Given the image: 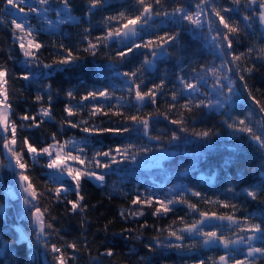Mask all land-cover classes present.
Instances as JSON below:
<instances>
[{
    "label": "trees",
    "instance_id": "trees-1",
    "mask_svg": "<svg viewBox=\"0 0 264 264\" xmlns=\"http://www.w3.org/2000/svg\"><path fill=\"white\" fill-rule=\"evenodd\" d=\"M130 0H108V4L92 10L89 18V0H70L71 17L74 21L60 24L54 30L44 31L43 23H35L34 35L36 39L45 45L39 50V58L43 63L53 64L54 60L66 54L60 45L71 49L80 59L70 66H56L51 69L35 66L25 60L21 52L18 41L14 39L12 26L7 19V12L10 6L5 9L6 0H0V66L8 70L9 103L12 105V119L17 125L31 124V121H21L20 116L24 114L36 115L41 107L48 106V96L51 94V108L54 119H45L38 128L17 129V147H20V140L28 137L29 142L35 146L42 147L51 143V136L56 134L58 140L74 138L84 142L85 151L90 157L96 151H107L109 148L134 144L137 147L145 146L151 149L147 155L137 156L136 164L125 162L120 165H113L106 173L103 169H96L97 172L105 174L103 184L96 183L87 178L81 181V192L85 199L83 204L86 210L73 213L67 200L57 201L52 199L56 186L52 181L50 170L43 165L46 157L39 158L38 162H33L30 154L25 148L24 159L28 163L27 172L33 183L44 195L40 197L38 206L48 208V222L53 225L52 229L46 230V242L49 248L36 238V228L34 220L24 206L23 196L20 195L17 186V172L8 168V162L4 156V148L0 141V264H56L51 252V245H56L64 249L68 259L67 264H198L200 259L205 260V264H210V259L224 255L221 249L207 248L202 246V237L188 236L186 234L183 243L185 245H196L192 251L187 248L183 252L175 249H166L156 244V237H160L162 243H168L169 226L173 229L183 227L180 218L191 223L199 219L198 213H192L184 204H174L173 211L167 215L159 217L152 215L157 205L152 207L144 206L145 214L122 218V209L141 208V205L133 206L131 201L140 196L153 197V200L185 198L192 203H196L198 208L206 211H215L217 214H231L243 220L250 218L253 223L261 224L264 227V151L252 141L247 134L233 132L224 123L225 120L232 122L233 119L246 118L251 122L250 126L259 130L260 120L264 117L255 104L247 96L244 90V81L239 79V75H244L250 89L254 95L261 98L264 103V60L258 59L260 48L264 47V29L258 23V18L251 23V28L242 32L234 43L233 50L237 54L248 53L239 62L241 69L255 65V70L249 75L246 71L237 73L227 72V68L222 69L226 75H230L236 82L238 96L233 97V102L226 105L222 111L215 109L197 108L193 112H185L189 128L195 130H212L217 135L207 140H201L189 134L179 131L176 125L170 123L163 116L168 112L167 105L172 103L171 94L181 90L178 77L184 76L188 80L193 79L194 72H199L204 67L213 65L219 66L222 57L211 47V42L205 36L197 35L193 30H189L187 22L183 25L173 24L166 18H157L156 24L160 25L158 31H175L180 33V48L171 51V55L158 57L154 66L149 69L145 66L141 75L144 80L143 88L152 87L164 81L162 93L157 96L156 105H145L140 110L143 114L153 113L151 135L159 136L161 139L148 140L147 137L136 132L125 133L124 135H94L69 127L64 123L66 113L64 108L67 104L77 105L80 97L90 91L106 89L114 92L116 97L124 96L125 101H130L125 105L128 113L136 111L134 99L128 96L124 81L127 79L122 75H117L125 71H133L141 68L145 56H151L144 49L135 50L129 54L124 61L116 57V52L126 50L123 46L113 42L107 47H101L96 56L83 51L87 47L85 36L89 39L103 35L105 32V18L116 15L118 11L128 6ZM165 7L171 11L176 6L188 7L195 10L196 0H164ZM224 6H231L230 0H219ZM51 19L57 21L64 18L65 13L61 12L57 17L56 12L62 7L60 3H53ZM251 14L241 12L238 16L229 13L239 19L241 25L244 24L242 16ZM209 15H211L209 13ZM213 19H215L213 17ZM222 27V26H221ZM90 28V33L84 30ZM145 35L143 39H148ZM227 67L235 68V64H228ZM23 75H30L31 80L22 79ZM227 84V81H223ZM213 79L208 77V85L202 87L201 91L206 92L208 97L215 98L212 89ZM49 85L51 88L49 89ZM72 92L75 99H69L67 93ZM42 95L44 100L37 102L35 97ZM208 97H197V99H207ZM107 105L115 104L116 101H99ZM187 102L186 96H181L178 104ZM95 103V102H91ZM85 109L82 113L67 117L72 121L81 118L89 120L90 124L105 127H120V117L109 114L108 116L97 115L89 117L88 107L90 102L85 101ZM159 109V114L156 113ZM181 109H173L170 119L176 118ZM41 117L37 116V120ZM172 132H176L181 139L169 143ZM164 149L169 156L164 159L160 167L149 168L143 164L146 157L163 153ZM16 188L17 196L10 193V186ZM231 189V191H229ZM255 190L258 199L253 200L247 195L248 191ZM200 192L201 197L192 196V192ZM67 199H77L75 191L67 194ZM205 200H220L229 204H235L236 208H223L217 204L204 203ZM27 213L23 217L22 213ZM54 217V218H53ZM147 224V227L143 225ZM219 226V227H216ZM204 227V230L227 231L232 235L227 227V222L212 221ZM161 229L165 231H161ZM130 230V231H129ZM26 233L27 238L20 239L21 234ZM243 235V234H241ZM171 242H176L173 238ZM68 243H76L77 250L67 248ZM257 246H261L257 243ZM113 252V256L106 255L108 250ZM240 258L245 254L240 253ZM257 264H264V258L257 257Z\"/></svg>",
    "mask_w": 264,
    "mask_h": 264
},
{
    "label": "snow or ice",
    "instance_id": "snow-or-ice-1",
    "mask_svg": "<svg viewBox=\"0 0 264 264\" xmlns=\"http://www.w3.org/2000/svg\"><path fill=\"white\" fill-rule=\"evenodd\" d=\"M53 3H60L62 5L61 9L56 12L57 17H60L61 12L65 13L64 18L56 21L57 26L75 20L70 15V0H33L31 3L29 0H6L4 5L5 9L10 6L12 9L18 10V13L24 14L23 17H18L20 22H18V19H12L10 24L14 39L18 41V46L25 60L35 66H42L46 69H51L54 65L70 66L80 59L71 49H67L63 45H60V48L66 54L57 57L53 64L43 63L39 58V50L45 47V45L36 39L34 35L35 29L27 17L32 14L46 19L47 13L50 11V6ZM107 4L108 0H89V18L92 15V10ZM230 5L224 6L219 3V0H196L194 11L184 6H176L169 11L165 7L164 0H130L126 8L118 11L116 15L106 17L104 21L106 29L104 34L95 37L94 40L85 36L87 47L83 51L89 52L92 56H96L102 46L107 47L113 42H116L126 48V50L116 52V57L120 61H124L135 50H147L151 58L145 56L141 68L123 73L117 70V75H122L127 78L124 84L128 96L136 102L133 105L136 111L128 113L124 110L125 105L130 103V101H125L124 96L116 97L114 92L101 89L86 93L80 97L75 106L67 104L64 108V112L66 113L64 123L71 128L79 129V131L89 136L105 134L124 135L125 133L136 132L147 137L148 140L159 141L161 139L159 136L150 134L153 113L145 115L140 109L148 104H157V96L162 93L164 81L161 80L159 84H153L152 87L144 89L142 87L144 80L141 71L145 66L151 69L158 57L171 55L170 49L176 51L180 48L179 32L164 31L161 34L158 31L159 27L163 25L164 20L161 19L160 25H157L156 19L166 18L176 25H183V22L186 21L189 30H193L197 35L205 36L207 33V38L211 42L212 49L222 57V61L219 66H206L199 72H194L192 80H188L184 76L178 77L179 83L182 86L181 90L179 94L176 91L172 92V103L167 105L168 112L163 113V116L171 124L176 125L180 132L201 140H207L217 135L212 130L197 131L195 128L190 129L188 126L189 122L184 113H191L197 108H207L209 110L215 109L216 111H220L222 115H226L222 110L225 109L226 105H230L233 102V97L238 96L239 93L236 90V82L230 75H226L222 69L227 68L228 73H232L233 71L237 73L246 71L249 75L255 70V65L241 69V64L239 63L245 55H251V49L246 54H237L235 51L226 50H233L236 39L242 32L251 28V23L257 20V18L258 23L264 26V0H230ZM242 11L251 13L242 16V20L244 21L243 25H241L239 19L228 15L229 13H235L238 16ZM84 31L90 33L91 29L86 28ZM145 35H149V38L146 40L143 39ZM259 51L260 56L257 58L264 60V47L260 48ZM228 64H235V68L227 67ZM7 76V68L0 66V141H2L3 148L6 149L11 158L12 163L9 166L19 170L17 172L19 186L25 194L24 204L28 207V212L34 220V227L37 229L35 233L36 238L47 249L49 245L45 240H42V237L46 236V230L52 229L53 225L48 222L47 216L49 209L41 208L38 206V203H33L34 201L38 202L44 194L39 191L27 172L28 163L24 159L25 148L33 162H38L39 158L46 157V163L43 166L54 170L55 175L51 179L58 185L54 189H49V191L53 192L51 198L57 201L66 199L73 213L86 210V205L83 204L85 197L81 192L82 179L87 178L103 184L105 182V174L97 172L96 169H103L106 173L112 169L113 165H120L125 162L136 164L137 156L147 155L151 149L145 146L137 147L134 144H128L109 148L107 151H96L89 157L85 151L84 142L77 141L74 138L58 140L55 133L51 136V143H47L45 146L39 148L33 143H30L28 137H23L20 140V147L18 148V127L38 128L40 124L44 123L45 119H54L51 108L52 97L49 94L48 106L41 107L36 115L26 113L19 117L21 121H31V124L17 125L16 121L11 118L13 113L12 105L9 103ZM209 76L213 79L212 89L215 92V98L208 97L206 92L201 91L202 87L208 85ZM22 79L28 81L32 77L30 75H23ZM239 79L244 81L243 88L247 91L248 98L257 106L259 112L264 114V103H262L261 98L254 95L244 75H239ZM223 81H227V84L223 83ZM48 87L50 89L51 85ZM67 95L70 100L76 98L72 92H68ZM181 96L187 97L186 103H177ZM197 97L208 98L197 99ZM35 100L42 102L44 97L37 95ZM101 100H115L116 103L107 105L106 110L105 104L99 102ZM85 101L90 102V106L88 107V115L90 118L97 115L108 116L111 114L121 118L119 121L121 126L116 128H102L99 125L90 124L89 120L83 118L78 121L67 119V117H73L82 113L85 109ZM178 107L181 109L178 116L170 119L169 113ZM156 113L159 114V109H156ZM37 116L41 117V119L37 120ZM229 119L232 122L228 120L224 121L229 129L233 132L247 134L258 145L259 149L264 151V117L259 121L261 124L259 130L250 126L251 122L247 117L243 119L229 117ZM180 139L181 137L176 132H172L169 143ZM160 151L163 152L164 149L161 148ZM66 178L71 182V185H74L75 195L77 197L75 200L67 199V194L72 191V188L66 186ZM261 187H264V182H262ZM201 195L200 192H192V196L201 197ZM247 195L253 200L258 199V193L255 190L248 191ZM154 202L157 207L154 208L152 215L157 217L167 215L170 211H173L172 206L174 204H184L190 212L198 213L199 216V219L193 220L191 223L185 222L183 217H181L180 223L183 224V227L173 229V226L170 225L167 230V239L169 242L162 243L160 237H156L157 245L181 252L187 248L190 252L196 245H185L183 243L187 234L188 236L202 237V246H222L226 250L224 255L210 259V264H257V257L264 258V227L261 224L253 223L250 218H244L243 220L237 218L234 211L231 214H217L215 211L200 209L196 203H192L185 198L179 200L157 198L154 201L153 197L150 196H146L143 199L140 196H136L131 201V204L133 206L141 205V208L122 209L120 215L122 218L131 216L134 219L137 216H143L145 214L143 207H152ZM204 203H214L223 208H231L233 210L236 208L235 204H229L220 200H205ZM212 221L227 222V227L233 234L230 235L227 231L221 230H204L202 226H207ZM143 226L147 227V224ZM161 231L165 230L161 229ZM25 238H27V234L22 233L20 239ZM173 238L176 242H171ZM257 243L261 246H257ZM66 247L71 248L73 251L77 250L76 243H68ZM244 247L247 249L246 253L243 258H240L239 254L244 250ZM50 250L57 254L54 256L56 264H67L68 259H74V257H66L64 249L54 244L51 245ZM106 255L113 256V252L109 249ZM198 264H205V260L200 259Z\"/></svg>",
    "mask_w": 264,
    "mask_h": 264
},
{
    "label": "rangeland",
    "instance_id": "rangeland-1",
    "mask_svg": "<svg viewBox=\"0 0 264 264\" xmlns=\"http://www.w3.org/2000/svg\"><path fill=\"white\" fill-rule=\"evenodd\" d=\"M29 2L31 3V2H33V0H29ZM38 6V5H37ZM26 7V6H25ZM51 9H53V5H51L50 6V11L47 13V17H46V19H44V18H41V17H38V16H36V15H32V14H30L28 17H27V19L29 20V22L32 24V26H35L36 27V24L35 23H43V30L44 31H51V30H54V28H55V26H57V24H56V21L55 20H52L51 19V13H52V10ZM27 10V9H26ZM8 11L11 13V15L7 12V19L9 20V21H11L12 19H18V17H23V13H18V10H16V9H12L11 7L8 9ZM18 22H20V20L18 19ZM50 22V23H49ZM59 27L61 26L60 24L58 25ZM57 26V27H58ZM58 27V28H59ZM263 27V29H264V26H262ZM214 94H215V92H214ZM4 156H5V159L7 160V162H8V168H9V170H11V171H16V172H18L19 170L18 169H15L14 167H10L9 165H10V163H12L11 162V158H10V156H9V154H8V152L6 151V149H4ZM169 155L166 153V152H163V153H159L158 155H152V156H149V157H146L145 159H144V162H143V164L145 165V166H147V167H149V168H153V167H160L161 166V164H162V162L164 161V159H166L167 157H168ZM50 170V172H51V174H53V175H55V173H54V170H51V169H49ZM93 181H95V180H93ZM96 183H99V182H97V181H95ZM17 186H16V188H17V190H18V192L20 193V195H22L23 196V201H24V199H25V194H24V192L22 191V189L20 188V186H19V178H18V176H17ZM65 184H66V186H69V187H71L72 188V190L73 191H75L74 190V185H71V182L70 181H68L67 180V178L65 179ZM10 193L13 195V196H17V193H16V188H15V186H13V185H11L10 187ZM33 203H36V201H34ZM24 206H25V204H24ZM26 207V206H25ZM30 207V206H29ZM26 209H28V207H26ZM22 215H23V217H27L28 216V214L27 213H22ZM37 230V229H36ZM46 238H47V235L45 236V237H42V240H46ZM205 247H207V248H216V249H221L222 250V252H224V251H226V250H224L223 248H222V246H205ZM243 247V246H242ZM246 247H244V250L241 252L242 254H245L246 253ZM46 264V263H45ZM48 264V263H47Z\"/></svg>",
    "mask_w": 264,
    "mask_h": 264
}]
</instances>
